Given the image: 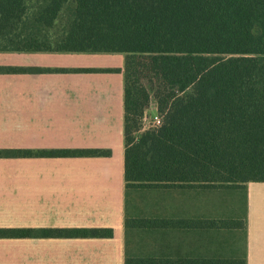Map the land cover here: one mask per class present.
I'll return each instance as SVG.
<instances>
[{
    "label": "trees",
    "instance_id": "1",
    "mask_svg": "<svg viewBox=\"0 0 264 264\" xmlns=\"http://www.w3.org/2000/svg\"><path fill=\"white\" fill-rule=\"evenodd\" d=\"M0 52L123 55L122 68L0 66V74L122 72L125 264H179L161 252L166 231L211 223L244 233L245 207L229 220L188 221L166 210V197L241 192L245 205V184L264 182V0H0ZM151 103L160 122L145 126ZM109 155L0 149V158ZM112 234L0 227V238Z\"/></svg>",
    "mask_w": 264,
    "mask_h": 264
},
{
    "label": "crops",
    "instance_id": "2",
    "mask_svg": "<svg viewBox=\"0 0 264 264\" xmlns=\"http://www.w3.org/2000/svg\"><path fill=\"white\" fill-rule=\"evenodd\" d=\"M123 62L118 53L0 52V66L107 69ZM4 148L99 149L110 155L0 158V227L111 228L113 234L0 238V264H125L122 72L0 74ZM245 192L244 233L235 236L211 223L166 231L159 241L163 256L179 264L235 258L264 264V182L246 183ZM217 193H170L166 210L188 221H217ZM234 196L243 210L242 193Z\"/></svg>",
    "mask_w": 264,
    "mask_h": 264
},
{
    "label": "rangeland",
    "instance_id": "3",
    "mask_svg": "<svg viewBox=\"0 0 264 264\" xmlns=\"http://www.w3.org/2000/svg\"><path fill=\"white\" fill-rule=\"evenodd\" d=\"M153 110H154V103H151L150 107L147 110L149 117H152L154 115ZM4 149H15V148H4ZM19 158H25V157H19ZM29 158H35V157H29ZM55 158H65V157H55ZM9 159H17V158H9ZM234 195H237V194L229 193V192H226V193L218 192L217 194H214L213 197H217V201H218V206H219L218 214H219V217L221 216L219 220L221 221L229 220L228 217L230 213L231 214L234 213L238 215L242 213L243 210L239 205L242 202L238 198H236V196ZM242 206L245 207L244 203L242 204Z\"/></svg>",
    "mask_w": 264,
    "mask_h": 264
},
{
    "label": "built area",
    "instance_id": "4",
    "mask_svg": "<svg viewBox=\"0 0 264 264\" xmlns=\"http://www.w3.org/2000/svg\"><path fill=\"white\" fill-rule=\"evenodd\" d=\"M160 122V119L157 115H154L152 117H145L144 119V125L145 126H154V125H158Z\"/></svg>",
    "mask_w": 264,
    "mask_h": 264
}]
</instances>
